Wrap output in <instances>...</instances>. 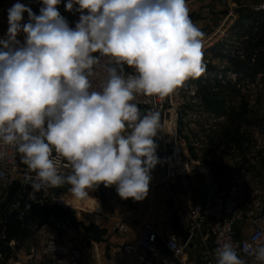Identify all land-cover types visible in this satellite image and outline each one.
Returning <instances> with one entry per match:
<instances>
[{"label": "clouds", "instance_id": "9594fccd", "mask_svg": "<svg viewBox=\"0 0 264 264\" xmlns=\"http://www.w3.org/2000/svg\"><path fill=\"white\" fill-rule=\"evenodd\" d=\"M61 2L41 0L39 15L20 2L8 9L0 146L20 154L35 191L67 184L85 200L103 184L142 201L159 163L161 123L158 111L142 115L135 98H163L199 78L203 32L187 0H67L65 10L79 13L74 27L59 12ZM249 248L264 264V243ZM214 255L215 264H245L228 240Z\"/></svg>", "mask_w": 264, "mask_h": 264}, {"label": "built area", "instance_id": "2783aa9c", "mask_svg": "<svg viewBox=\"0 0 264 264\" xmlns=\"http://www.w3.org/2000/svg\"><path fill=\"white\" fill-rule=\"evenodd\" d=\"M67 0H62L58 6L61 15L74 27L79 20V13L65 10ZM127 74L134 70L125 67ZM212 82V78L205 80ZM189 78L176 90V100L172 94L166 97L137 95L135 103L146 114L149 110L160 113L161 129L155 142L158 145L156 155L159 163L151 170L153 175H162V184L170 187V182H176L182 191L191 192L190 178L194 172V162L185 156L181 144V131L184 108V90L193 83ZM94 79V84L96 83ZM197 92L193 89L188 99H194ZM169 97V98H168ZM174 99V101H173ZM179 101V103H178ZM167 124H172L171 131L174 139L167 133ZM251 134V133H250ZM252 136V134H251ZM252 136V145H257ZM264 147V143H261ZM0 151L6 152L0 159V182L6 188L0 191V256L6 254L10 246V239L6 226L10 219L16 216L25 221L35 209H55L60 203V188H43L35 191L31 184L26 182L27 166L22 163L20 154L10 146H0ZM235 157L238 152L232 150ZM237 160V159H236ZM15 190V191H13ZM244 196V181L238 179L230 187H223L219 182L206 180L200 187L199 196L191 208L182 206L179 218L181 224L189 231L190 238L186 244L179 236L167 237L161 235L151 222L142 225L138 241L126 247V252L133 258H138L141 264H215V249L224 241H231L245 264H258L252 255V249L257 243H264V207L260 202L247 211L241 207ZM54 229L59 236L47 240L42 246L31 250L28 256L30 264H46L51 260L55 264H82L85 259L84 249L80 243L70 235V226L67 221H54ZM114 231L122 234L129 233V226L123 221L117 222ZM199 244L201 251L198 257L192 258L191 250ZM171 254L172 260L166 257ZM142 253H144L142 255Z\"/></svg>", "mask_w": 264, "mask_h": 264}, {"label": "crops", "instance_id": "0c3cea01", "mask_svg": "<svg viewBox=\"0 0 264 264\" xmlns=\"http://www.w3.org/2000/svg\"><path fill=\"white\" fill-rule=\"evenodd\" d=\"M16 2L31 7L37 15H39V9L42 6L41 0H0V38L7 33L8 9ZM210 5L212 2L208 0H187L190 18L200 30L206 25L207 20L214 15ZM27 19V13H24V22ZM23 38V34L18 36L21 41ZM213 75H215L214 71L211 73V70H208V77L214 79L216 75ZM214 114L218 115L217 113ZM206 140L208 144L209 138ZM254 141L255 143L258 142L259 146L262 142L264 143V139L257 138ZM219 147L224 151L223 157L219 160L210 158L207 164L194 169L190 178V193L182 191L173 181L170 182L168 188L161 182L162 175H153L150 172L149 192L142 201H134L131 198L122 199L114 186L102 192L94 189L92 192L97 194L96 197L88 196L89 199L86 198L82 205H79L86 211L81 214L85 218H81L80 223L74 220L77 214L72 206V208H67L68 212H65L66 219L65 217L61 218V210L63 209L59 206L55 209H36L25 221L19 220L16 216L12 217L6 226L10 246L6 254L0 256V264H30L28 263V256L32 249L38 248L47 240L56 239L59 236L53 227L55 220L69 223L71 237L75 238L84 249L85 259L82 264H141L138 258H133L127 254L126 247L137 243L142 225L145 222H151L161 235L179 236L174 223L180 218L182 206L191 208L199 196L202 183L213 178L220 181L219 183L225 188L230 187L238 179H243L242 209L248 211L255 202L262 203L264 207V150H260L257 155H252V144L245 145L244 152L234 147L232 150L235 149L239 155L235 157L229 146L221 145ZM215 166L222 172L220 176L215 177L212 173ZM5 188L6 186L0 182V191L5 190ZM119 221L128 224V234L114 231V226ZM200 251V245L195 244L190 252L191 257H198ZM166 257L169 260L173 259L171 254L167 252ZM46 264L55 263L49 260Z\"/></svg>", "mask_w": 264, "mask_h": 264}, {"label": "rangeland", "instance_id": "374dc122", "mask_svg": "<svg viewBox=\"0 0 264 264\" xmlns=\"http://www.w3.org/2000/svg\"><path fill=\"white\" fill-rule=\"evenodd\" d=\"M208 1L212 2L210 8L214 15L207 20L201 30L203 32L202 52L208 49L206 53H203L202 58L205 71L199 78L193 79V83L189 84L182 93L184 94L182 101L185 105L182 110V122L179 124L182 129L180 137L183 152L185 156L195 161L194 169L207 164L210 158L219 160L223 157L224 151L219 147L217 140L234 120L248 129L254 139H264V74L244 79L237 85L238 78L227 72L230 60L235 57L243 58L246 55L244 43L250 39L252 33L255 34L261 28L264 0ZM210 67L214 69L211 73L214 71L216 75V79L212 81L214 83L205 80ZM230 82L232 86L237 85L238 91L229 88ZM193 88L197 95L194 99H188L187 96ZM176 90L172 93L175 100ZM246 101L250 103L245 107ZM167 125L166 131L169 137L174 139L171 131L172 124ZM207 138H209L208 144ZM252 146V155H257L260 150H264L262 144L258 149L255 145ZM217 168L215 166L212 171L215 177L222 173ZM210 180L220 182L215 178ZM96 195L92 191L89 192L92 198ZM82 202L83 200H77L72 196L69 188H63L59 203V208L63 209L61 218L66 219L67 208L73 207L77 214L74 220L80 223L79 220L85 218L81 214L86 212L79 206Z\"/></svg>", "mask_w": 264, "mask_h": 264}, {"label": "trees", "instance_id": "16d2710c", "mask_svg": "<svg viewBox=\"0 0 264 264\" xmlns=\"http://www.w3.org/2000/svg\"><path fill=\"white\" fill-rule=\"evenodd\" d=\"M261 23V28L255 34L252 33L250 39L244 43L246 55L243 58H232L229 62L227 72L234 74L238 78L237 85L244 79L255 78L264 74V17L261 18ZM212 69L210 67V70ZM228 85L229 88L238 91L236 90L237 85L232 86L231 82ZM245 103L246 107L250 102L246 101ZM217 141L219 146L226 145L231 150L235 147L237 150L244 152V146L252 144V136L248 129L241 125L239 121L234 120L231 126L225 128Z\"/></svg>", "mask_w": 264, "mask_h": 264}, {"label": "water", "instance_id": "95a60500", "mask_svg": "<svg viewBox=\"0 0 264 264\" xmlns=\"http://www.w3.org/2000/svg\"><path fill=\"white\" fill-rule=\"evenodd\" d=\"M111 187H105L103 184H100L96 189L99 192H102L103 190L110 189ZM175 230L179 237L182 239V242L186 244L190 238L189 231L181 224L179 220H176L174 223Z\"/></svg>", "mask_w": 264, "mask_h": 264}, {"label": "bare ground", "instance_id": "6f19581e", "mask_svg": "<svg viewBox=\"0 0 264 264\" xmlns=\"http://www.w3.org/2000/svg\"><path fill=\"white\" fill-rule=\"evenodd\" d=\"M208 51V49H205V50H203V53H206ZM213 73V72H212ZM229 80V79H228Z\"/></svg>", "mask_w": 264, "mask_h": 264}]
</instances>
